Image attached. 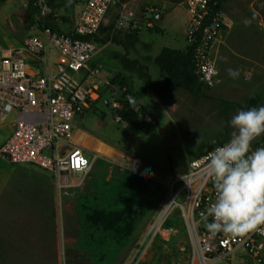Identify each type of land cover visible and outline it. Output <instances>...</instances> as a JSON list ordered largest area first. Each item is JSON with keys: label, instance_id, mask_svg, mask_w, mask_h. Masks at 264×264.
Here are the masks:
<instances>
[{"label": "rangeland", "instance_id": "374dc122", "mask_svg": "<svg viewBox=\"0 0 264 264\" xmlns=\"http://www.w3.org/2000/svg\"><path fill=\"white\" fill-rule=\"evenodd\" d=\"M26 1L0 0V47L15 45L28 31L38 32L37 25L26 21ZM61 1L52 22L66 30L82 0ZM118 1L126 2L140 20L150 15L160 31L139 29L134 49L106 41L88 60L92 73L84 78L76 73L83 81L96 83L100 94L93 107L74 116L73 133L86 132L101 142L88 146L96 160L79 186L68 187L59 196L48 171L0 159V264H197L191 227L180 206L159 212L167 201L168 180L188 170L195 148L224 134L229 140L233 129L228 122L242 109L226 106L223 100L242 103L252 94L258 97L255 107L264 106V0L221 3V28L211 45L216 71L207 97L182 88L156 94L132 73L120 70L117 56L126 53L146 64L150 78H157L158 68L143 55L154 56L162 46L182 48L185 13L178 0ZM118 1L106 9L102 30L109 23L113 27ZM245 19L251 20L249 26ZM228 69L238 70V77L231 78ZM115 74L123 84L110 82ZM123 87L134 94L154 124L144 119L131 127L112 119L102 100L119 99ZM8 120L0 116V141ZM99 145L110 154L94 151ZM183 196L178 193L176 200L183 201ZM88 214L94 224L84 217ZM167 217L171 225L164 226ZM210 264L250 263L236 250Z\"/></svg>", "mask_w": 264, "mask_h": 264}, {"label": "built area", "instance_id": "2783aa9c", "mask_svg": "<svg viewBox=\"0 0 264 264\" xmlns=\"http://www.w3.org/2000/svg\"><path fill=\"white\" fill-rule=\"evenodd\" d=\"M117 1L82 0L67 30L37 26V33L28 31L15 45L0 47V116L9 119L6 136L0 141V159L8 163H30L48 171L59 196L67 193L66 188L79 186L96 160L93 152L83 150L72 141L74 116L93 107L100 97L96 83L85 82L76 74L84 78L92 73L88 60L99 49V44L79 36L96 34L106 9ZM178 1L185 13L183 38L192 45L196 78L212 86L216 66L211 45L221 28L219 10L211 12L210 0ZM32 4L35 5L34 20L50 11L43 0H34ZM118 5L113 29L126 32L153 25L150 15L140 20L125 6L126 2L118 1ZM110 88L117 91L112 85ZM102 103L111 110L112 119L128 124L118 115L123 105L120 99L110 96ZM142 118L151 124L155 122L146 114ZM224 143L191 158L186 172L168 180L167 201L159 215L170 205L180 206L181 216L191 227L192 257L197 264L228 258L236 250L243 253L250 264H262L264 232L255 231L243 237L222 232L212 235L200 218L215 200L213 184L204 175L206 157ZM261 146L264 142L252 146V150ZM181 192L183 201H177Z\"/></svg>", "mask_w": 264, "mask_h": 264}, {"label": "clouds", "instance_id": "9594fccd", "mask_svg": "<svg viewBox=\"0 0 264 264\" xmlns=\"http://www.w3.org/2000/svg\"><path fill=\"white\" fill-rule=\"evenodd\" d=\"M243 23L249 26L251 20ZM227 71L238 77V70ZM228 123L233 129L229 140L206 157L204 175L213 184L215 200L200 218L212 235L243 237L264 232V147L252 150L253 141L264 134V106L238 110Z\"/></svg>", "mask_w": 264, "mask_h": 264}, {"label": "trees", "instance_id": "16d2710c", "mask_svg": "<svg viewBox=\"0 0 264 264\" xmlns=\"http://www.w3.org/2000/svg\"><path fill=\"white\" fill-rule=\"evenodd\" d=\"M33 0H27L25 6L26 21L30 24H35L37 26L49 27L54 31H64L58 28L53 22V10L63 6L61 0H43L44 4L49 8L48 14L41 16L38 19L34 20L33 15L35 11V5L32 4ZM173 3H176L177 0H172ZM226 0H210L209 3L211 6V12H215L220 9L222 2ZM148 31L158 32L160 29L152 25L151 27H146ZM104 32L102 35H97L98 32ZM98 32L91 36H79L80 38L87 39L91 38L98 44H102L106 41H110L113 44L120 45L124 50L128 48H133V44L136 40V35L138 30L126 31L122 34L114 33L112 31V25L109 23L105 28V31L99 27ZM192 45L186 43L183 48H170L166 46L160 47L159 51L154 56H149L147 54L143 55L144 59L151 61L158 68L157 78H150L147 73V66L144 62H140L136 58H130L126 53L119 54L117 56L120 70L132 73L134 77L140 82L146 85L149 88H152L156 94H162L168 91L175 90L177 88H182L194 96L207 97V89L209 86L204 85L199 82L195 75V68L192 60ZM90 66L93 67V64L90 63ZM110 82H118V84H123L118 78L117 74L109 78ZM120 97L119 99L123 103L121 109L118 110V115L121 119L128 122L131 127H136L137 125L144 122L142 118L145 114V108L141 104L137 105L136 108L132 109L129 107L128 100L126 98L127 94L134 95L132 92L123 87L120 88ZM258 101L256 95L250 94L248 98L240 103L234 101L223 100V103L227 105H235L238 109L247 110L248 108L255 107ZM228 140V135L224 134L219 139H214L212 142L206 144H199L195 148V156L203 154L208 149L212 148L213 145H220ZM264 142V134L258 137L253 141L252 146H255L259 143ZM89 216H84L89 223L96 221L93 218V215L88 214ZM171 218L167 217L164 219V226L171 225ZM102 231H106L102 228Z\"/></svg>", "mask_w": 264, "mask_h": 264}, {"label": "crops", "instance_id": "0c3cea01", "mask_svg": "<svg viewBox=\"0 0 264 264\" xmlns=\"http://www.w3.org/2000/svg\"><path fill=\"white\" fill-rule=\"evenodd\" d=\"M79 8V6L77 5V9ZM184 21H185V18H184ZM152 22H153V25L157 26L156 23L154 22V19L152 18ZM158 27V26H157ZM183 27H184V23H183ZM67 30V29H66ZM183 31V29H182ZM184 35V34H183ZM104 43L102 44H99V47L102 46ZM186 44V42H185ZM184 44V46H185ZM183 46V47H184ZM182 47V48H183ZM100 49V48H99ZM98 49V50H99ZM97 52V51H96ZM95 52V53H96ZM94 53V54H95ZM93 54V55H94ZM92 57V56H91ZM90 57V59H91ZM91 67V66H90ZM72 141L75 142V144L79 145L83 150H87L89 147H91V145H94L96 142H100L98 138H96L95 136L89 134V133H86V132H74L72 134ZM101 143V142H100ZM84 144H86L87 146H85ZM89 146V147H88ZM91 149V148H90Z\"/></svg>", "mask_w": 264, "mask_h": 264}, {"label": "water", "instance_id": "95a60500", "mask_svg": "<svg viewBox=\"0 0 264 264\" xmlns=\"http://www.w3.org/2000/svg\"><path fill=\"white\" fill-rule=\"evenodd\" d=\"M126 98L128 100L130 108L134 109L137 107V105H139V101L134 96L127 94Z\"/></svg>", "mask_w": 264, "mask_h": 264}, {"label": "bare ground", "instance_id": "6f19581e", "mask_svg": "<svg viewBox=\"0 0 264 264\" xmlns=\"http://www.w3.org/2000/svg\"><path fill=\"white\" fill-rule=\"evenodd\" d=\"M85 146H87L86 144H84ZM93 150L94 151H97V152H99V153H102V154H110V150H103L102 149V147H101V145H99V146H97V147H95V148H93Z\"/></svg>", "mask_w": 264, "mask_h": 264}]
</instances>
